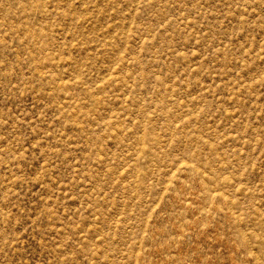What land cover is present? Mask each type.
Returning <instances> with one entry per match:
<instances>
[{"label":"rangeland","instance_id":"rangeland-1","mask_svg":"<svg viewBox=\"0 0 264 264\" xmlns=\"http://www.w3.org/2000/svg\"><path fill=\"white\" fill-rule=\"evenodd\" d=\"M0 264H264V0H0Z\"/></svg>","mask_w":264,"mask_h":264}]
</instances>
